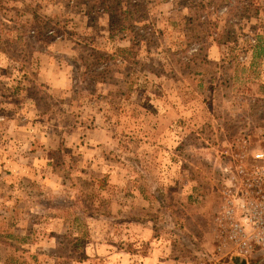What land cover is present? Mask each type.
I'll use <instances>...</instances> for the list:
<instances>
[{
  "label": "rangeland",
  "instance_id": "374dc122",
  "mask_svg": "<svg viewBox=\"0 0 264 264\" xmlns=\"http://www.w3.org/2000/svg\"><path fill=\"white\" fill-rule=\"evenodd\" d=\"M258 33L264 0H0V264H228L214 187L264 146V79H232Z\"/></svg>",
  "mask_w": 264,
  "mask_h": 264
},
{
  "label": "built area",
  "instance_id": "2783aa9c",
  "mask_svg": "<svg viewBox=\"0 0 264 264\" xmlns=\"http://www.w3.org/2000/svg\"><path fill=\"white\" fill-rule=\"evenodd\" d=\"M243 146L242 152L226 155L220 183L214 187L220 193L212 223L217 260L235 254L249 259L264 252V146Z\"/></svg>",
  "mask_w": 264,
  "mask_h": 264
},
{
  "label": "trees",
  "instance_id": "16d2710c",
  "mask_svg": "<svg viewBox=\"0 0 264 264\" xmlns=\"http://www.w3.org/2000/svg\"><path fill=\"white\" fill-rule=\"evenodd\" d=\"M124 18H127V17H124ZM11 22H13V25H15V28L16 30L19 32V35L16 37L17 38H21L24 36V31H27V29L24 27L22 28V30H20V27L17 25V21H15L14 19H11ZM34 26H31L30 28H32ZM135 29H138V26H134V30ZM30 32L32 34H34V30L33 29H30ZM147 36V34H140L139 36H135L134 37V42H135V45L137 44H143V41L144 40V44H148V41L147 39H145V37ZM19 39V41L21 40ZM18 40V39H17ZM16 40V41H17ZM142 41V43H141ZM251 50H252V58H251V62L249 65H243L241 64L240 62H238V66H236V73L235 75L232 76V79H234V82H238V79L239 77L248 72V71H251L254 73L253 77H251L250 79L252 80H256L258 78L260 79H264V33H258L255 37V43L253 45H251ZM77 79V77L75 78V80ZM16 81L18 82V86L17 87H21V84H22V81L21 80H17ZM241 82H245V81H241ZM76 86H75V82L73 84V89L75 90ZM259 88L260 90L263 92V94L258 97V99H261L262 97H264V82H261L259 84ZM189 239V235L187 236ZM195 242V241H194ZM187 252L190 254V249H186ZM194 253L192 256H199L200 254L203 253L202 249L200 248V245H198L197 248L194 249ZM205 254L207 255H204V256H209V255H213L212 252H204ZM259 258L255 260V262H253V264H260L263 262L264 264V252L258 254ZM225 264V262L223 263Z\"/></svg>",
  "mask_w": 264,
  "mask_h": 264
},
{
  "label": "water",
  "instance_id": "95a60500",
  "mask_svg": "<svg viewBox=\"0 0 264 264\" xmlns=\"http://www.w3.org/2000/svg\"><path fill=\"white\" fill-rule=\"evenodd\" d=\"M228 264H249V261L240 255H233Z\"/></svg>",
  "mask_w": 264,
  "mask_h": 264
},
{
  "label": "crops",
  "instance_id": "0c3cea01",
  "mask_svg": "<svg viewBox=\"0 0 264 264\" xmlns=\"http://www.w3.org/2000/svg\"><path fill=\"white\" fill-rule=\"evenodd\" d=\"M174 261V260H173ZM160 264H163V263H160Z\"/></svg>",
  "mask_w": 264,
  "mask_h": 264
}]
</instances>
